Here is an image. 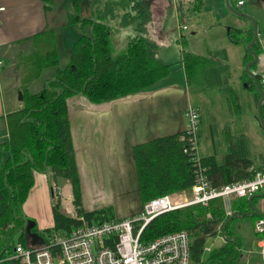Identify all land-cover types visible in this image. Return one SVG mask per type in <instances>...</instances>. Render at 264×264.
Masks as SVG:
<instances>
[{"label": "crops", "instance_id": "0c3cea01", "mask_svg": "<svg viewBox=\"0 0 264 264\" xmlns=\"http://www.w3.org/2000/svg\"><path fill=\"white\" fill-rule=\"evenodd\" d=\"M122 1L123 13H140L137 20L126 26L136 24L135 34L140 33L149 40L150 53L159 58L166 57V54L157 53L151 47L156 43H168L175 35L181 44L179 60L172 67L175 70L172 83L165 80L154 87L99 103L83 94L68 99L70 132L81 182L83 208L89 211L111 205L118 216L140 211L144 201L137 175L135 146L154 138L180 134L187 125L186 109L190 104L195 105L200 113L198 139L206 160L212 158L217 165H223L234 159H244L240 170L236 163L238 161L232 163L231 174L235 176L255 170L264 172V128L258 117V100L252 85L254 79L245 69L250 60V51L244 43H234L228 35V30L236 27L244 29L243 34L248 37L249 29L253 27L252 21L242 19L228 8L224 0V5L207 10L203 8V2L200 11L194 9L192 0ZM107 2H110L108 7L113 11L116 0H86L90 14H85L80 10L79 0H52L50 8L45 7L44 0H0V139L9 136V114L22 106V99H18V102L15 100V94L23 86L17 83V79L26 69L18 60L19 56L28 55L33 48L37 52L43 51H40L42 47L47 51L50 45L48 47L43 42L46 34L54 35L59 54L60 37L65 35L71 54L74 42L91 31L90 24L71 20L77 14L94 17L96 5L99 12H103ZM238 2L231 0L234 8L255 15L254 11L243 8L245 1L242 5ZM185 13L188 20L182 16ZM263 23L258 20V26ZM184 24L187 28L180 27ZM86 26H89L88 32ZM133 35L127 36L125 46ZM181 36H184L183 39ZM110 38L113 53L125 48L116 50L111 32ZM259 41L262 51L258 62L250 69L260 77L264 74V37L259 35ZM183 42L188 48L183 47ZM184 49L204 55L226 49L227 56H217L216 59L229 66V69L221 71L220 76L228 81L230 99L224 93L223 85L192 90L185 67L180 62ZM47 68L46 80L56 72L54 66ZM9 75L15 77L10 86L13 93V100L10 101L4 87L5 77ZM247 174L233 181L247 178ZM50 175H53L51 170H34V184L23 205L25 214L36 219L34 225L39 233L54 225L53 211L49 215V205L54 203V195L51 192V196L49 191ZM52 185L51 190L62 189L63 197L72 195V185L67 179L59 181L54 178ZM183 190L189 189L179 191ZM256 206L264 216V196H259ZM26 237L31 243L27 233ZM44 241L42 235L36 238V244L41 245Z\"/></svg>", "mask_w": 264, "mask_h": 264}, {"label": "trees", "instance_id": "16d2710c", "mask_svg": "<svg viewBox=\"0 0 264 264\" xmlns=\"http://www.w3.org/2000/svg\"><path fill=\"white\" fill-rule=\"evenodd\" d=\"M44 2L46 8L51 7L52 0ZM192 2L194 9L200 11L204 0ZM109 4L107 2L103 12H99L96 5L94 17L77 14L71 20L74 23L80 21L90 24L91 31L82 34L74 42L65 66L59 65L60 57L53 34H46L43 38V42L48 47L50 45V48L45 51L42 47L39 58L30 60L33 67L31 78L39 76L49 66H56V72L36 91H30L28 83L23 84L22 106L9 114V136L0 139V264H7L5 258L13 251L16 243L28 245L25 230L31 219L23 212L22 206L34 184V170H51L54 178L67 179L72 185L78 213L85 215L89 221L100 222L115 217L111 205L89 211L83 208L81 182L70 132L68 99L83 94L99 103L154 87L165 80L172 83L175 78L173 63L151 54L147 39L140 33L131 36L123 50L113 53L111 25L108 22L112 9L108 7ZM139 16L140 13L125 12L116 24L126 26ZM180 27L187 28V25ZM244 31L242 28L231 27L228 35L234 43L242 42L247 46L254 30L253 27L249 29L248 37L244 36ZM259 32L264 37V23L259 26ZM181 37L183 39L184 36ZM253 48L258 53L262 51L259 38ZM217 56L226 57V49L206 55L184 49L180 62L185 67L192 90L223 85L224 93L230 99L228 81L220 76L221 71L229 69V66L221 64ZM249 58L252 59L251 54ZM257 78L264 88L261 76L257 75ZM252 85L259 100L261 93L255 81ZM262 111L264 116V100ZM186 143L190 144L189 138L182 140L180 134H173L135 146L137 175L144 202L167 193L189 189L194 184L198 161ZM235 161H238L236 163L240 170L244 159L217 165L212 158L206 160L203 156L200 164L213 184L220 185L247 174H231L232 163ZM256 173L257 170L245 177ZM258 198H253L254 204ZM56 199L54 196V225L41 232L45 240L55 231L68 232L80 223L78 218L65 213L61 199ZM229 206L230 213L227 212L225 200L215 198L209 206L192 204L164 211L145 224L140 239L149 241L167 232L186 229L190 235V264H233L240 258V252L235 249L241 241L230 226L231 221L246 216L257 219L263 215L261 211L252 208L248 197L229 200ZM139 227L138 223L136 232ZM32 228L37 229L36 225ZM218 233L223 234L224 244L205 256L206 237ZM15 235L18 236L17 241Z\"/></svg>", "mask_w": 264, "mask_h": 264}, {"label": "built area", "instance_id": "2783aa9c", "mask_svg": "<svg viewBox=\"0 0 264 264\" xmlns=\"http://www.w3.org/2000/svg\"><path fill=\"white\" fill-rule=\"evenodd\" d=\"M239 5L244 0H239ZM264 87V74L262 75ZM187 125L180 139L189 138V150L200 149L198 129L200 113L190 104L186 109ZM198 161L196 181L188 191H176L154 197L143 203L142 209L127 216H118L103 221H89L79 214L71 197H61L66 211L78 218L80 223L68 232L55 231L43 244H31L23 248L18 242L15 255L5 258L7 264H190V235L186 229L168 232L149 241L140 239L145 224L157 214L192 204L208 205L215 198L248 197L264 190V172L253 177L214 185ZM56 198V197H55ZM69 199V200H68ZM230 211H228L229 213ZM139 230L136 232V225ZM256 233L264 234V216L254 224ZM261 260L264 264V236L259 239ZM205 250L210 247L205 246Z\"/></svg>", "mask_w": 264, "mask_h": 264}, {"label": "rangeland", "instance_id": "374dc122", "mask_svg": "<svg viewBox=\"0 0 264 264\" xmlns=\"http://www.w3.org/2000/svg\"><path fill=\"white\" fill-rule=\"evenodd\" d=\"M81 2V12L85 13V14H90L89 8L87 5H85V1L86 0H79ZM116 6L114 7L113 11L110 14V32L112 34V36L114 37V42L116 45H114L116 50H120L122 48L125 47V42H127V36L129 35H133L135 34L137 31V29H135V25L136 24H132V25H128V26H121L119 27L116 22L119 20V18L121 17L122 13L124 12L123 10H125L123 8V1L122 0H116ZM226 1V0H224ZM233 1V0H232ZM245 1V5L243 6V8H248L249 10L254 11L253 15L257 21L260 20L262 22H264V0H244ZM133 2V1H132ZM224 5V3H222V0H204V5L203 8L204 10L207 9H212L213 7H218L220 5ZM226 5L228 6V8L231 9V7H229V5L226 2ZM79 10V9H78ZM79 10V12H80ZM183 18L188 20V16L187 13L182 14ZM242 19H246V17H242ZM191 22V20H189ZM89 26H86V32H88ZM62 37H60V45H59V49H60V54L59 57H61V61H60V66H65L68 61H66V58L68 57V55L70 54V49H68V44L66 42V36L65 35H61ZM175 35L171 36V39L168 43H163L160 44L156 43L155 46H152L151 49L152 50H156L157 53L160 52V54H166V57H160L168 62H173V66L177 63V61L179 60V49L181 47V44L177 41V39H175ZM147 41L149 42V40L147 39ZM120 44V45H118ZM183 47H187V44L185 42H183ZM26 54V53H25ZM39 54L40 52H36V50L33 48V51L31 53H29L28 55H21L19 56L18 60H20V63H23L26 67V69L24 70V72H22V75H20L17 79V83L18 84H25L28 83L29 84V90L30 91H36L38 89H40L45 80V71H47L49 68H45V70H43V73L40 74L39 76H33L31 78L30 74L32 72L33 67L31 66V62L30 60L39 58ZM54 68L56 69V66H54ZM53 68V69H54ZM175 71V70H174ZM175 75V72H174ZM52 76V75H51ZM174 77V76H173ZM15 77L14 76H7L5 77V90H6V97H8V100L10 101L13 100V93L10 90V86L12 84V81L14 82ZM22 89V87H21ZM20 91L19 90L18 93L15 94V100L20 99ZM23 92V91H22ZM4 138H1V140ZM261 145V144H259ZM264 148V147H263ZM253 177V176H251ZM59 181H62L61 177H57ZM240 180V179H239ZM54 181V177L53 175H50L49 178V183H50V195H51V188H52V183ZM60 193H62V189L60 188ZM188 193H190V190H187ZM52 196V195H51ZM63 197V195H61ZM72 198H74L73 193H72ZM70 196V197H71ZM58 199V198H57ZM56 199V200H57ZM69 200V199H68ZM74 203V202H73ZM24 205V204H23ZM107 206V205H106ZM116 206V205H115ZM117 207H115L116 209ZM23 212L25 213V209L24 206H22ZM49 215L50 213H52L53 211V203L49 205ZM62 209L65 213L69 214L66 211V208L64 206H62ZM45 214L47 213L46 210L44 211ZM27 215V214H26ZM71 215V214H69ZM29 216V215H28ZM32 222H36V219L34 217H29ZM256 220V217H239V218H234L231 223L230 226L236 231L235 235L238 236L240 238L241 244L239 245V243L236 245V249L235 251H239L240 252V258L238 260H236L233 264H256L261 260V256H260V246L258 244V241L261 237L264 236V234H259L256 233L254 230V222ZM38 225V223H37ZM38 231V227L36 229L35 232ZM42 232V231H41ZM41 232L39 233V231L37 232L39 235H42ZM18 240V236L15 235V241ZM225 242L224 236L223 234H214V235H209L206 237V241H205V246L210 247V250H205V256L209 255V253L213 250H215L216 248L221 247Z\"/></svg>", "mask_w": 264, "mask_h": 264}, {"label": "water", "instance_id": "95a60500", "mask_svg": "<svg viewBox=\"0 0 264 264\" xmlns=\"http://www.w3.org/2000/svg\"><path fill=\"white\" fill-rule=\"evenodd\" d=\"M226 2L229 5V7H231V9L233 11H235V13H237L238 15H240L242 17H246V18L250 19L252 21V23H253L254 34H253L252 39L247 43V46H246L247 49L250 51V54L252 55V59H250L246 63L245 69L253 77L255 83L257 84V88H258V90L261 93V96H260V98H259V100L257 102V112H258V117L260 119V122H261V124H262V126L264 128V116H263V111H262V103H263V100H264V88H262L261 85L259 84L257 75L255 73H253L252 70L250 69L251 65L257 63L258 60H259V53L255 49H253V45L258 40L259 35H260L258 21L253 15H251V14H249L247 12L241 11L239 9L234 8L231 5L230 0H226ZM19 95H20L19 96L20 99H23L22 91H20ZM259 196H264V191L252 194V195H250L248 197V202L251 204L252 208L255 211H260V210L258 209L256 204L253 203V198L254 197H259ZM224 200H225L226 205H227V209H228L227 211H230L229 198H225ZM34 224L35 223L32 222V220H31V222H29V224H27L26 230H25L27 235L30 237L31 244H36V238L40 237V235L37 232L32 230V227H33ZM28 243H29V240H28Z\"/></svg>", "mask_w": 264, "mask_h": 264}, {"label": "bare ground", "instance_id": "6f19581e", "mask_svg": "<svg viewBox=\"0 0 264 264\" xmlns=\"http://www.w3.org/2000/svg\"><path fill=\"white\" fill-rule=\"evenodd\" d=\"M263 75V74H262ZM262 75H261V79H262ZM199 138V137H198ZM194 156H195V158H199V159H201L202 157H203V154H202V152H201V149H198L197 151L196 150H191L190 151ZM52 193H53V195L56 197V198H58V199H61V193H60V191L58 190V189H56V188H54V189H52ZM200 205H202V204H200ZM210 205V203L208 204V205H203V206H209ZM174 209H177V208H174ZM170 210H172V209H170ZM168 211V210H167ZM164 212V211H163ZM162 213V212H161ZM181 230V229H180ZM176 231V230H175ZM171 232H173V231H171ZM168 233V232H167ZM165 234V233H164ZM27 247H29V245H24L23 244V248H27ZM191 248V247H190ZM15 246H14V248H13V251L12 252H10L9 253V255H11L12 254V256H14L15 255ZM8 255V256H9Z\"/></svg>", "mask_w": 264, "mask_h": 264}, {"label": "clouds", "instance_id": "9594fccd", "mask_svg": "<svg viewBox=\"0 0 264 264\" xmlns=\"http://www.w3.org/2000/svg\"><path fill=\"white\" fill-rule=\"evenodd\" d=\"M260 192H262V191H260ZM257 193H259V192H257ZM254 194H255V193H254ZM248 197H249V196H248ZM227 212H228V211H227ZM230 212H231V211H230ZM230 212H229V213H230Z\"/></svg>", "mask_w": 264, "mask_h": 264}]
</instances>
